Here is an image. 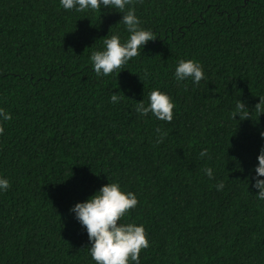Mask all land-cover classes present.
Instances as JSON below:
<instances>
[{
  "label": "trees",
  "instance_id": "obj_1",
  "mask_svg": "<svg viewBox=\"0 0 264 264\" xmlns=\"http://www.w3.org/2000/svg\"><path fill=\"white\" fill-rule=\"evenodd\" d=\"M130 6L155 38L118 74L98 77L90 54L106 35L127 38L122 13L0 0V108L12 116L0 124V176L10 181L0 192V264H95L69 209L109 180L137 196L122 220L145 227L140 264H264V201L251 179L264 146L255 108L264 0ZM180 59L202 65L199 84L174 79ZM153 88L172 98L171 122L135 111ZM112 91L123 97L115 104ZM239 100L243 119L232 116Z\"/></svg>",
  "mask_w": 264,
  "mask_h": 264
},
{
  "label": "clouds",
  "instance_id": "obj_2",
  "mask_svg": "<svg viewBox=\"0 0 264 264\" xmlns=\"http://www.w3.org/2000/svg\"><path fill=\"white\" fill-rule=\"evenodd\" d=\"M65 10L77 12L112 11L122 13L121 21L128 33L123 41L120 35L112 34L102 42V47L90 54V62L93 71L98 77L108 76L114 71L118 74L132 57L139 54L143 46L154 39L151 30L140 26L139 17L130 6L131 0H59ZM125 9H127L125 11ZM177 82L188 79L196 85L204 78L202 65L193 59H180L176 62L173 72ZM120 91H112L110 101L119 102L123 97L118 95ZM232 113L239 117H248L244 111L247 109L244 103L239 100ZM174 102L168 93L153 88L147 96V104L143 99L135 105V111L141 116L151 113L156 119L171 122L173 119ZM255 108L264 112V98L259 99ZM11 113L0 108V124L11 120ZM241 118V119H243ZM4 129L0 126V133ZM157 142L163 139L164 133L156 129ZM264 138V131L260 132ZM208 155V149L202 148L201 157ZM258 163L254 166V174L251 176L253 187L258 189L255 193L258 200L264 201V146H261L256 157ZM204 172L208 177L213 176L212 168H205ZM10 181L6 176H0V192L6 191ZM215 187L220 190L224 182L219 181ZM138 199L133 191L125 190L118 181H110L83 201H77L70 206L69 211L74 214L77 221L85 228L90 242L88 252L95 264H140L141 249L149 246L143 224L134 221L124 222L122 217L130 209L136 207Z\"/></svg>",
  "mask_w": 264,
  "mask_h": 264
}]
</instances>
